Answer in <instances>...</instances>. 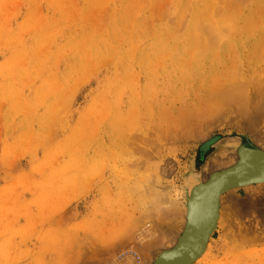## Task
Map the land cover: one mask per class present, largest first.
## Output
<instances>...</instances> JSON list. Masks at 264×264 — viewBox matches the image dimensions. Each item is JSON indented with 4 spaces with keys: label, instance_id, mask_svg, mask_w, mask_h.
<instances>
[{
    "label": "rangeland",
    "instance_id": "obj_1",
    "mask_svg": "<svg viewBox=\"0 0 264 264\" xmlns=\"http://www.w3.org/2000/svg\"><path fill=\"white\" fill-rule=\"evenodd\" d=\"M163 1L154 7L171 5ZM141 2V14L132 8V16L123 15L144 32L127 31L125 24L128 40L118 45L130 55L121 63L113 51L98 60L87 56L82 44L84 36L90 41L100 33L106 40V31L114 29L110 15L122 14L129 0H0V264L148 263L146 256L151 258L158 246L154 241L159 239L156 253L171 246L180 232L182 221L174 227L168 207L185 206L186 182L201 178L212 158L235 155L241 142L262 146L251 137L249 119L243 121V105L238 106L250 95L246 92L239 100L237 94L227 97L230 106L220 98L215 118L203 121L193 135L172 137L165 123L157 127L159 115L151 116L153 108L144 107L143 90L135 98L138 121L135 114L132 119L129 104L134 89L140 90L135 80L144 78L143 67L149 60L160 63L163 56V62L173 60L175 51L163 48L156 61L159 49L151 24L171 26V9L166 6L151 23V1ZM231 36L238 45V35ZM77 42L86 56L74 49ZM254 45L241 39L242 47L233 48L235 62L232 49L222 48L214 65L218 71L232 70L221 72V78L229 76L222 82L238 76L243 65L250 71ZM142 54L145 65H138ZM230 60L237 64L231 61V67ZM163 67H154L150 81L144 78L140 85L156 84L170 69ZM263 124L264 119L256 126ZM228 200V231L221 241L217 234L211 240L208 264H264V217ZM158 211L166 217L161 219Z\"/></svg>",
    "mask_w": 264,
    "mask_h": 264
},
{
    "label": "bare ground",
    "instance_id": "obj_2",
    "mask_svg": "<svg viewBox=\"0 0 264 264\" xmlns=\"http://www.w3.org/2000/svg\"><path fill=\"white\" fill-rule=\"evenodd\" d=\"M141 1L142 0H129L128 4L122 6L121 10H125L122 14L119 11L118 13H112L110 15V20L113 21L112 24L114 25V29L106 31V40L101 33L95 34L94 39L90 41L84 36L83 39L86 43L82 45H86L89 50L87 51V56L93 55L95 59L98 60L109 51H113L115 60L121 63H127L126 59L130 54L128 51H121L118 45L120 40H128L124 30L125 24L130 26L127 31L137 30V32L141 34H143L144 31L140 25H137L136 29L135 24L131 20L124 18L123 15L132 16V8L139 9L137 14H141L142 8L144 7V2ZM150 1V15L149 19L146 18L148 22H154L155 20H151V18L154 15H159L161 10L166 9L167 11L168 7L171 9H169L171 12L169 14L173 17L171 26L167 23L151 24L153 30L156 32L157 39L155 45L158 47L157 49H159V56L157 58L154 55V59L156 60L157 58L156 61H158L160 57L164 55H161V53L162 49L165 47L174 48L168 50L175 51L173 53V60L170 59L168 62H163L165 59L163 56V58L159 60L160 63L157 62L159 64L158 66L157 63H153L152 60H149L147 57V59L151 61L148 63L149 61L147 60L146 66L143 67V76L147 83L150 81L149 77L154 67L160 71L162 68H165L163 66H168L170 69H168L169 71L167 72L161 73L160 78L156 80L157 83L154 85L141 86L140 81L143 79V82H145L144 78L135 80L140 90L136 91V88L134 89L131 99L132 102L129 104V113L132 115V119L135 117L134 114L137 115L136 111H138V109H136L137 106H135L137 103L135 98H138L139 94L136 92H141L143 90L144 107L147 108L149 105L155 109L150 110V112L148 111L151 116H154L153 114L159 115V118H157L159 119L157 127L162 128L163 123H165L164 130L165 132H169L172 137H183V135L185 136L186 134L193 135L196 128L202 127L201 123L203 121H206L207 118H215L216 115L214 114V116L212 114L216 108L220 106L218 101H224L225 103L227 97L228 99H235L236 94L238 96L236 100H239L243 97L242 93L246 92V94L250 95L247 97L244 96L243 99L241 98L242 100H240L243 103L239 100L238 106L243 105L244 111L242 114L246 117L242 115L245 119L242 118L244 122H246L245 120H247V118L249 119L247 121H249L248 123L251 125V130L246 129V127L242 125L245 127L244 130L252 131L250 134H254L251 135V137L253 136V139L256 140L255 143L258 142V144H260L261 142L262 145L256 148L251 144L241 142L235 151V155H231L228 158L222 156L212 158L208 164L205 165L204 171L206 172H204L205 174L202 175L201 178L197 176V181L194 179L188 180L184 193L186 199L185 206L182 207L174 203L171 208H169L170 206L168 207L171 211L173 209L172 212H174L173 219L176 220L175 224H173L174 227L182 221L181 226H177L178 229L180 228V232L176 234V237L174 235V237L171 238L169 242L171 246L165 247V245L156 253L155 249L160 248L159 239L154 241V245L158 243V248L156 247L154 249V254L151 258L146 256L147 259L149 258V260H146L148 263H145L144 259L141 263L208 264L213 256L211 248L213 245L210 244L211 240L217 234L218 237L216 238H219L221 241L228 231L230 220V214L228 215V212L230 207L229 204H227V206L225 205L227 199H230L228 202L237 200L238 206L242 208H254V210H258L264 217V136H261V134L264 135V133H260V131L264 129V124L262 125L263 128L261 126H256L258 122L264 119V0H171V5L168 6L167 4L166 6L168 7L166 8V6H164V9L162 7H160L162 9L154 7L155 2L163 0ZM165 1L167 2L168 0H164V4L166 3ZM152 19H154V17ZM162 20H164V18H161L160 21ZM157 21L159 20H156V22ZM179 32L182 33L180 34ZM229 34L230 37H228ZM231 34L238 35V45L241 43V39L251 40L255 44L253 49L255 52L253 62H255V64L251 66L250 71L248 70L246 72V69L249 68H246L242 62L241 65L243 66L239 69L241 71L238 72L239 74L237 73L238 76H236L238 78V83L235 80L236 74L234 75V73L232 76L233 78H229V83L228 81L226 82V80L222 82L224 80L223 78L228 80L229 76L226 77L225 73H228L231 69L229 71L224 70V72L226 71L224 73L223 71H218L220 68L218 69V67L214 65V63L219 61L220 56H223V52H221L222 48H228V53L230 51L229 49H232L230 51V53H232L233 48L236 50V47H238V45L235 44L237 41L233 40ZM80 46L81 44L77 42V44H74V49L80 52L81 55L84 54L86 56V52L84 51L85 53H83ZM241 47L242 46H239L238 49ZM211 48H214L215 51L211 52L213 51V49L210 50ZM216 51L218 52L216 53ZM227 52V55L224 54L230 56L231 54ZM236 52L234 51L233 53L235 54ZM167 53H169V51ZM143 54H146V52ZM143 54L140 56V60L137 63L138 65H145L144 61L147 55L143 56ZM234 54L231 55L230 58L235 62L237 53L235 56ZM246 59L249 61V58ZM80 60L82 61L83 57ZM226 60L229 62V59L226 58ZM241 60L242 57L238 55V63H240ZM231 61L232 60H230V64ZM243 61L246 60L244 59ZM132 62L136 63L135 60ZM151 63L155 65L153 66ZM228 66L230 67V65ZM231 67H233V65ZM225 69L227 68L225 67ZM221 72L225 74L222 78L221 76H223V74H221ZM249 73L250 75H248ZM120 82H123V78L120 79ZM222 97H225L226 100ZM141 100L143 99L141 98ZM228 102L230 101L228 100L225 106ZM230 105L232 104L229 103L227 106ZM238 108L240 109V107ZM135 120L138 121V115ZM135 120H130V123H134ZM237 122L239 123V120ZM199 124H201V126H199ZM244 124L247 126V123ZM240 125L241 124H239V126ZM255 126L259 129L262 128V130L259 131ZM254 128L257 132L254 131ZM199 130H197L198 133ZM203 136L204 134H202V138ZM199 137L200 136H198V140ZM195 139H197L196 136ZM239 161L243 164L238 171L236 165ZM242 175L245 176V178H241L240 180H246L240 182L232 181ZM226 181L230 182L223 186ZM153 199L155 201L153 203H156V199H158L156 193L152 197V201ZM147 201L150 202L149 200ZM232 203L236 204L234 201ZM158 213L162 214V216L160 215L161 219L166 217V212L163 213L158 211ZM196 220L198 226L192 232L193 222ZM254 229L256 230L257 227H254ZM184 231L185 236L182 239ZM215 243L216 242H214V244Z\"/></svg>",
    "mask_w": 264,
    "mask_h": 264
},
{
    "label": "water",
    "instance_id": "obj_3",
    "mask_svg": "<svg viewBox=\"0 0 264 264\" xmlns=\"http://www.w3.org/2000/svg\"><path fill=\"white\" fill-rule=\"evenodd\" d=\"M242 148H245V147H242ZM242 148H240V149H242ZM239 149V150H240ZM245 149H247V148H245ZM248 150V149H247ZM249 151H251V150H249ZM241 161H239L238 162V164L236 165V169H238V171L241 169V167H242V164L243 163H241ZM239 166V167H238ZM241 178H245V176H238L237 178H235L234 180H232V181H235V182H240V181H244V180H246V179H242V180H240ZM228 182H230V181H226L224 184H223V186L226 184V183H228ZM208 222V221H207ZM194 224H193V227H192V232H193V230L198 226V222H197V220L195 221V222H193ZM191 232V233H192ZM184 236H185V231H184V234H183V236H182V239L184 238ZM173 251V250H172Z\"/></svg>",
    "mask_w": 264,
    "mask_h": 264
}]
</instances>
